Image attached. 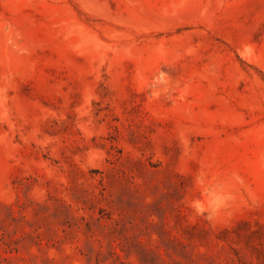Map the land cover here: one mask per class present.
<instances>
[{"label": "rangeland", "instance_id": "1", "mask_svg": "<svg viewBox=\"0 0 264 264\" xmlns=\"http://www.w3.org/2000/svg\"><path fill=\"white\" fill-rule=\"evenodd\" d=\"M0 264H264V0H0Z\"/></svg>", "mask_w": 264, "mask_h": 264}]
</instances>
